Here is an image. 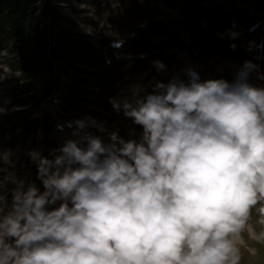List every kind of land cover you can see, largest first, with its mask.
I'll use <instances>...</instances> for the list:
<instances>
[{
  "label": "clouds",
  "instance_id": "clouds-1",
  "mask_svg": "<svg viewBox=\"0 0 264 264\" xmlns=\"http://www.w3.org/2000/svg\"><path fill=\"white\" fill-rule=\"evenodd\" d=\"M152 65L167 79L109 97L126 134L74 118L58 146L26 150L35 178L0 148V264H264V71Z\"/></svg>",
  "mask_w": 264,
  "mask_h": 264
},
{
  "label": "rangeland",
  "instance_id": "rangeland-1",
  "mask_svg": "<svg viewBox=\"0 0 264 264\" xmlns=\"http://www.w3.org/2000/svg\"><path fill=\"white\" fill-rule=\"evenodd\" d=\"M171 4H174L178 6V8L182 11L183 8H189L191 0H169ZM118 3H123V7H119ZM62 4L65 7L64 10V17L65 19L59 22L60 25H62L63 31L66 33H61L62 29L61 27L55 26L54 29L57 32L59 36L65 35L64 39L66 41H72L73 44H75L74 48V54L78 57H83L85 54H87L88 57H90V64L96 65L97 60L99 62L97 63L98 66L103 65L106 69L107 72H110L112 68H107L104 65V58L106 57L105 54L102 56L98 55V51L95 50L94 48H89L86 49L83 46V42H86L89 38L93 39H108L111 37L117 36L119 33H123L125 31H128L129 27L133 24L136 23L137 21H140L141 19H144L149 13V6L145 5L142 6L141 12L136 15H129L128 11L130 9L135 8L132 4L127 3L125 0H63ZM115 11L119 12V15L122 16V21L121 23L126 24L127 27L123 29H118L116 30V26L114 29H110L105 26L107 21H109V17H112L111 23H114L116 20H118V16L113 17V14H116ZM42 22H46V19L44 18ZM147 33V31L145 32ZM148 34V33H147ZM160 34H163L162 36L164 39H173L175 33L173 27L170 25L166 24L164 26V29L160 31ZM149 49L151 47L149 46ZM222 57H231L233 54L230 53H222ZM10 56H7L5 58L8 59ZM0 59L3 62V59L0 57ZM63 61H60V63H57V69L56 72H54V78L57 79V77L60 80V84L62 86L63 82H66L67 84V89H65L63 86L58 89V93H62L65 96L68 95H74V94H79L77 96L76 101L78 102L76 107L71 108L73 110V113L75 115H79L80 113H84V109L82 105L85 103V97H90L92 100H100V102H97V106L100 108H105L106 111L108 112L109 110L112 112V108H108L106 106V99L115 90L116 82L119 80L117 79L118 75H107V72L104 74H100L98 76H92V78H97L96 82L97 84L92 87L91 85L93 84L91 81V76L90 75H85L84 73H80L77 70L76 66H69L67 62L64 64ZM89 64V65H90ZM61 67V68H60ZM73 76L74 78L77 79V83L73 81L70 77ZM89 76V77H87ZM165 79H167V76L163 75ZM89 78V79H87ZM113 79L115 81V86L112 88L110 91H106V82H108L110 79ZM109 79V80H108ZM13 85L21 86L20 83L17 82H10ZM41 81H37L35 83V87L37 91H42L41 89ZM72 84H75L77 86H71ZM9 86V85H8ZM89 87L93 88L94 91H90L88 93ZM10 88V87H9ZM15 91V90H14ZM107 92V93H106ZM14 93H18V91H15ZM12 92L11 90L6 91V89L3 91L2 88H0V100L4 103L5 99L8 95H11ZM76 96V95H75ZM37 108V107H34ZM88 112V111H86ZM20 117V116H18ZM30 118H33L32 116ZM29 118V119H30ZM22 118H19V122H21ZM116 123H119L122 131H124L122 125L125 123L123 120L122 116H118L117 114H114V119L112 120ZM7 129H2L0 131V148H17L19 146L20 151L17 153V156L22 155L26 153L25 149L26 145L24 144L25 141H23L21 134H15L16 136H11L10 139L6 140L4 138V133ZM17 156L15 158H17ZM18 167V164H17ZM33 177L35 178V170L32 171Z\"/></svg>",
  "mask_w": 264,
  "mask_h": 264
},
{
  "label": "bare ground",
  "instance_id": "bare-ground-1",
  "mask_svg": "<svg viewBox=\"0 0 264 264\" xmlns=\"http://www.w3.org/2000/svg\"><path fill=\"white\" fill-rule=\"evenodd\" d=\"M217 3V2H216ZM214 1H212L209 6H204V10L206 11V14L211 16L214 20H217L218 18H227V14L228 13H232L234 14V18L239 22L241 19H243L244 21L247 20V13L245 12L244 8H243V5L242 3L239 1V0H231L230 3H225V4H217L216 6H214L216 4ZM208 8H213V10H211L210 12H208ZM1 11L5 12L6 13V16L10 19L15 31L20 35H17L15 34L14 35V40L17 42V41H21V32L18 30V28L15 26L16 23H19V20L16 18V17H11V13H10V9L8 7H2ZM61 19H62V15L59 14ZM258 26L264 28V25L260 22V19L258 20ZM39 45L40 46V42H39V37H37L36 39V46ZM104 54V52L102 51H99V54L100 56H102ZM53 61L56 63L57 61L55 59H53ZM98 61V60H97ZM59 64V63H58ZM99 69H104V67H100L99 66ZM102 71V70H101ZM116 71H118L116 68H112V70L110 72H107V75L110 76L112 74H114ZM73 81H75V83H77V79L74 78L73 76L70 77ZM66 84V82H65ZM111 84H113V82L111 81ZM67 85V84H66ZM71 86H77L75 84H72ZM15 89L17 91H21L22 92V89L21 88H18L15 87ZM24 97H26L25 94H22ZM28 100H30V98H26ZM47 105V103H46ZM49 105H52V103L50 102ZM53 106V105H52ZM14 120V115L12 116V118ZM9 128H14V125L11 121H7L5 123ZM18 157V156H17ZM20 162L21 160L19 161V165H20ZM27 167V165L25 166ZM20 168V167H18ZM17 168V171H18V174H22V170H18Z\"/></svg>",
  "mask_w": 264,
  "mask_h": 264
},
{
  "label": "trees",
  "instance_id": "trees-1",
  "mask_svg": "<svg viewBox=\"0 0 264 264\" xmlns=\"http://www.w3.org/2000/svg\"><path fill=\"white\" fill-rule=\"evenodd\" d=\"M41 0H0V14L2 7H8L10 9L11 17H16L19 23L15 26L21 32V51L26 58V67L31 65L32 57L34 54V47L37 39V29L34 26L25 27L23 21L28 17V11L37 2ZM57 1V0H53Z\"/></svg>",
  "mask_w": 264,
  "mask_h": 264
}]
</instances>
